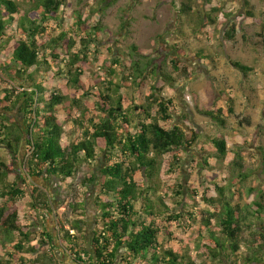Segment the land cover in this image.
<instances>
[{"label": "trees", "instance_id": "16d2710c", "mask_svg": "<svg viewBox=\"0 0 264 264\" xmlns=\"http://www.w3.org/2000/svg\"><path fill=\"white\" fill-rule=\"evenodd\" d=\"M105 1L101 0L100 6ZM194 4L193 0L183 2L179 14L190 16L196 9ZM244 4L247 18H254L250 0H244ZM70 8L66 0H0V53L8 58L12 79L23 82L22 92L16 96V90L4 91L0 109H18L24 117L20 125L9 114H0V151L10 157L9 164L0 154V251L4 255L0 264H58L53 254L55 240L61 243L63 253L78 264H197L192 257L193 246L196 253L209 260L220 258L229 248L232 255H238L246 218L239 204L227 199L225 189L218 185L219 199L209 200L217 212H208L202 226L194 230L198 238H191L194 244H189L186 251L166 249L157 220H142L139 205L144 206L147 215L155 214L152 196L156 195L158 179L163 175V159L169 158L164 166L168 171L179 169L180 153L193 149L199 136L193 131L189 139L181 126H165L173 121L176 104L163 96L164 86L152 84L150 78L160 79L170 88L177 81L163 64L149 59L147 51L137 45L131 47L137 60L128 59L124 53L113 58L108 76L100 83L89 78L86 66L90 57L86 51L100 42L102 32L110 31L100 19L96 26H90L86 15L79 12L70 18ZM218 12L220 9L210 0L205 7L206 16L202 15L198 26L215 24L214 15ZM48 21L66 29L51 35ZM236 33V26H232L228 39L234 41ZM261 36L264 37V26ZM175 48L177 55L171 59L174 71L188 78L190 71L182 59L184 54L178 45ZM232 66L246 77L253 71V67L240 61H232ZM44 69H52L55 77L67 81L72 88L70 98L45 86ZM218 90L219 102L225 106L198 108V112L226 127L236 114V101L224 90ZM62 111L72 118L77 131V137L68 143L63 142ZM210 141L216 149L215 159L228 156L227 141L222 136ZM101 153H106V165L101 169L100 190L95 198L100 228L93 232L92 252L84 242L83 202L73 207L81 213L69 229L58 221L56 239L44 228L48 243L34 244L33 232L20 224L17 203L29 195L35 213L52 214L53 207L49 194L33 186L32 179L65 182L75 177L82 163L91 165ZM93 182V177L87 180L89 184ZM255 206L256 216H262L264 205L256 202ZM201 228L207 230V236L201 235Z\"/></svg>", "mask_w": 264, "mask_h": 264}, {"label": "rangeland", "instance_id": "374dc122", "mask_svg": "<svg viewBox=\"0 0 264 264\" xmlns=\"http://www.w3.org/2000/svg\"><path fill=\"white\" fill-rule=\"evenodd\" d=\"M100 1L66 0L71 7L68 10L70 18L79 12L86 15L90 26H96L100 19L110 31L109 34L102 32L100 42L86 51L90 57L86 66L87 76L100 83L108 76L106 72L111 68L114 57L125 53L128 59L137 60L131 50L133 45H137L147 51L149 59H157L156 64H163L177 81L175 87L170 88L160 79L150 78L152 84L164 86L163 96L173 99L176 104L173 121L165 126H181L189 139L193 137V131L199 136L193 149L180 153L179 169L168 171L164 166L169 158L163 159V175L158 179L156 195L152 196L155 214L147 215L144 206L139 205L137 210L142 220L148 223L157 220L163 231L160 238L166 249L186 251L189 244H194L191 238H198L194 230L202 226L208 212H217L209 200L219 199L218 185L225 189L227 199L239 204L245 215L241 251L234 256L229 248L220 258L209 260L204 254L196 253L193 246L192 257L197 264H264V212L262 216L255 214V203L264 205V37L261 36L264 0H250L254 13L251 19L247 18L244 0H213L214 7L220 9L214 15L217 22L209 23L204 28L197 23L202 15L206 16L205 7L210 0H193L195 12L187 17L179 14L182 3L187 0H106L102 7ZM104 8L106 10L102 11ZM232 26L237 28L234 41L227 36ZM47 27L51 35L66 29V26L52 21H48ZM176 45L189 67L188 78L175 72L171 64V59L177 55ZM232 61L243 62L253 67V71L246 77L232 66ZM8 63V58L0 53V97L4 96L5 90H16L15 96L22 92L20 86L23 82L12 79ZM43 73L47 88L65 93L70 98L72 88L66 80L55 77L52 69L49 72L44 69ZM218 89L224 90L236 101V114L230 117L226 127L218 126L198 112V108L225 106V103L219 102ZM93 112L96 116L97 113ZM4 113L15 118L18 124H23L24 117L18 109L11 112L0 109V114ZM77 115L80 116V113ZM60 119L65 127L63 142L68 143L77 137V131L72 118L63 111ZM220 136L227 141L229 152L226 158L217 160L210 138ZM0 154L10 164V157L1 151ZM105 157L106 153H101L91 165L82 163L75 177L65 182L32 179L33 186L49 194L53 207L52 214L35 213L29 195L17 203L20 224L33 232L34 244L39 241L48 243L43 235L44 228L56 239L58 221L69 229L70 223L81 213L73 208L79 202H83L86 208L84 242L91 244L92 233L100 228L97 225L100 216L95 198L100 190V172L106 165ZM92 177L94 182L87 183ZM212 224L215 228L218 226L216 219L212 220ZM201 230V235H208L207 230ZM219 236L224 238L221 233ZM53 244L56 249L53 254L58 264H77L72 257L63 253L60 242L55 240ZM3 256L0 251V259ZM255 258L258 260L255 261ZM248 259L252 262H248Z\"/></svg>", "mask_w": 264, "mask_h": 264}, {"label": "crops", "instance_id": "0c3cea01", "mask_svg": "<svg viewBox=\"0 0 264 264\" xmlns=\"http://www.w3.org/2000/svg\"><path fill=\"white\" fill-rule=\"evenodd\" d=\"M93 234V233H92ZM88 244V243H87ZM88 250L90 251V252H92V248H91V246H90V244H88ZM78 264V263H77Z\"/></svg>", "mask_w": 264, "mask_h": 264}, {"label": "clouds", "instance_id": "9594fccd", "mask_svg": "<svg viewBox=\"0 0 264 264\" xmlns=\"http://www.w3.org/2000/svg\"><path fill=\"white\" fill-rule=\"evenodd\" d=\"M72 234H74V235H75V232H73Z\"/></svg>", "mask_w": 264, "mask_h": 264}]
</instances>
